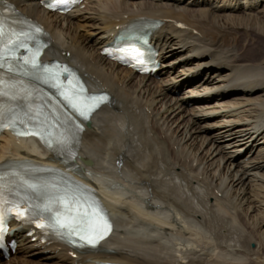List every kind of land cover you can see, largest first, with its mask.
Listing matches in <instances>:
<instances>
[{"label": "bare ground", "instance_id": "6f19581e", "mask_svg": "<svg viewBox=\"0 0 264 264\" xmlns=\"http://www.w3.org/2000/svg\"><path fill=\"white\" fill-rule=\"evenodd\" d=\"M12 1L48 31L44 59L70 63L112 99L91 118L75 166L9 131L0 165L77 175L115 229L80 252L13 222L15 247L0 264H264V52L251 54L264 43V0H85L67 14ZM143 20L160 23L152 42L162 68L150 75L102 53Z\"/></svg>", "mask_w": 264, "mask_h": 264}, {"label": "snow or ice", "instance_id": "6c2138e0", "mask_svg": "<svg viewBox=\"0 0 264 264\" xmlns=\"http://www.w3.org/2000/svg\"><path fill=\"white\" fill-rule=\"evenodd\" d=\"M3 25L0 24V34H2ZM23 34V33H22ZM83 114V113H82ZM21 135H39L41 139H45L42 132L33 133L31 130L27 132L20 133ZM49 146H52L51 140H45ZM57 145H63V140H57ZM89 219L95 221V223H89L88 221L80 222L76 218H61L59 215L53 217L52 224L48 227L56 228L57 230H67L69 234L76 233L80 234L81 240H86L89 244L93 246L97 243L99 239H102L108 230H110V225L106 220H103L102 213L97 209L93 208L89 214ZM40 227H45V225H38Z\"/></svg>", "mask_w": 264, "mask_h": 264}, {"label": "rangeland", "instance_id": "374dc122", "mask_svg": "<svg viewBox=\"0 0 264 264\" xmlns=\"http://www.w3.org/2000/svg\"><path fill=\"white\" fill-rule=\"evenodd\" d=\"M263 42H260V47L259 48H254L253 50H252V55H255V56H258L259 54H262L264 51H262V50H264V43L262 44ZM248 46H250V45H248ZM262 51V52H261ZM261 52V53H260ZM183 92V91H182ZM182 92L180 93V92H177L176 94L177 95H181L182 94ZM189 107H191V105H189ZM252 246H255V244L254 243H252ZM8 259V258H7ZM7 259H4V262L5 261H7ZM14 264H19V263H14Z\"/></svg>", "mask_w": 264, "mask_h": 264}]
</instances>
